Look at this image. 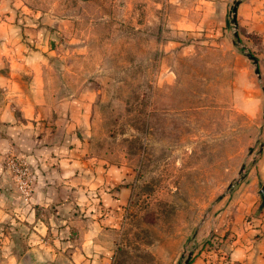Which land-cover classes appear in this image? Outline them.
Instances as JSON below:
<instances>
[{
  "label": "rangeland",
  "instance_id": "rangeland-1",
  "mask_svg": "<svg viewBox=\"0 0 264 264\" xmlns=\"http://www.w3.org/2000/svg\"><path fill=\"white\" fill-rule=\"evenodd\" d=\"M5 2L38 39L42 98L90 105L86 157L122 169L129 191L113 207L86 191L77 207L97 222L96 251L39 253L0 223V264H237L235 247L260 242L264 0ZM0 177L21 212L36 208L35 167L12 144Z\"/></svg>",
  "mask_w": 264,
  "mask_h": 264
},
{
  "label": "crops",
  "instance_id": "crops-1",
  "mask_svg": "<svg viewBox=\"0 0 264 264\" xmlns=\"http://www.w3.org/2000/svg\"><path fill=\"white\" fill-rule=\"evenodd\" d=\"M6 6L5 0H0V160L10 144L28 156L37 173L38 190L36 208L23 213L10 183L0 177V223H13L14 233L21 239L29 238V250L39 253H50L49 247L62 255L85 254L92 247L96 251L90 241L99 242L97 222L80 215L86 191L98 190L99 200L113 207L125 201L129 187L120 185L122 169L100 162L93 165L86 157L90 105L77 97L42 98L46 91L37 84L39 76L34 72L42 54L27 41L38 39L24 38L18 13ZM258 172L264 185V158ZM75 230L83 242L71 249L64 238ZM48 237L61 241L51 246L39 243ZM233 255L237 264H264V235L258 244L235 247Z\"/></svg>",
  "mask_w": 264,
  "mask_h": 264
},
{
  "label": "water",
  "instance_id": "water-1",
  "mask_svg": "<svg viewBox=\"0 0 264 264\" xmlns=\"http://www.w3.org/2000/svg\"><path fill=\"white\" fill-rule=\"evenodd\" d=\"M237 4H239V2L237 3ZM235 9V11L237 10V7H235L234 8ZM235 21H236V16H235ZM248 56L251 58V59H253V61L256 63V64H258V59L255 57V56H253L252 54H248ZM256 72L257 73H259L260 71H259V68H257L256 69ZM245 168V166H243L242 167V169H244ZM261 193H262V196H263V199H264V186L261 188Z\"/></svg>",
  "mask_w": 264,
  "mask_h": 264
}]
</instances>
